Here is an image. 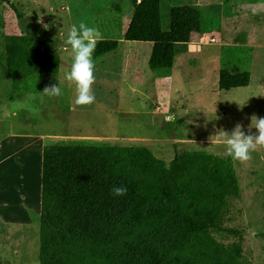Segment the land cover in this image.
Masks as SVG:
<instances>
[{
  "label": "rangeland",
  "instance_id": "1",
  "mask_svg": "<svg viewBox=\"0 0 264 264\" xmlns=\"http://www.w3.org/2000/svg\"><path fill=\"white\" fill-rule=\"evenodd\" d=\"M195 3L203 9L206 33L177 46L172 70L163 75L148 69L150 44L123 40L131 0H0V50L6 35L30 34L55 40L60 58L56 77L0 83V159L17 152L0 164V201L9 204L4 215L14 222H1V239L12 238L0 241V264H38L41 145L83 139L138 145L165 163L175 150L225 157L224 145L209 140L215 130L231 133L241 123L247 133L253 114L264 118V0H163L162 31H169L172 6ZM80 21L119 46L93 59L96 102L76 107L75 87L64 79L73 56L63 42ZM220 69L249 72L248 86L219 90ZM51 85L63 94L43 95ZM18 132H25L34 147L22 164ZM232 162L238 196L229 200L226 225L242 231L244 258L264 264V149L253 152L246 164ZM18 188L25 195L19 196ZM7 247L13 248L10 257Z\"/></svg>",
  "mask_w": 264,
  "mask_h": 264
},
{
  "label": "trees",
  "instance_id": "2",
  "mask_svg": "<svg viewBox=\"0 0 264 264\" xmlns=\"http://www.w3.org/2000/svg\"><path fill=\"white\" fill-rule=\"evenodd\" d=\"M162 1L131 0L123 40L150 44L148 69L169 75L177 46L206 31L198 5L172 6L169 31H162ZM55 42L6 35L7 78L56 77ZM118 46L102 40L93 59ZM249 81L247 71L218 73L222 91ZM41 168L38 264H251L242 231L226 225L229 200L238 196L228 156L175 150L165 163L144 146L67 140L43 146ZM114 185L126 186L127 194L114 197Z\"/></svg>",
  "mask_w": 264,
  "mask_h": 264
},
{
  "label": "clouds",
  "instance_id": "3",
  "mask_svg": "<svg viewBox=\"0 0 264 264\" xmlns=\"http://www.w3.org/2000/svg\"><path fill=\"white\" fill-rule=\"evenodd\" d=\"M102 40L103 36L97 28L80 21L78 24L71 25L67 38L63 42L70 46L73 56L70 70L65 72L64 79L75 87L74 105L76 107L91 106L96 102L92 90L96 82L93 54ZM42 94L52 98L59 97L63 93L59 86L51 85L46 86ZM250 121L247 133L243 130L244 126L237 123L231 133L223 128L216 129L209 140L212 144L224 145L226 155L234 162L246 164L252 159L253 152L264 149V118L253 114ZM252 129L256 130L255 134L252 133ZM111 194L114 197H123L127 194V187L114 185L111 188Z\"/></svg>",
  "mask_w": 264,
  "mask_h": 264
},
{
  "label": "crops",
  "instance_id": "4",
  "mask_svg": "<svg viewBox=\"0 0 264 264\" xmlns=\"http://www.w3.org/2000/svg\"><path fill=\"white\" fill-rule=\"evenodd\" d=\"M195 4L197 5L198 3H195ZM5 81H7V75H6V66H5V53H4V46H3L2 49L0 50V83L5 82ZM18 133L20 135L19 136V139L21 140V143H22V144H20V147L17 149V151H18V162H20V164H22V163H24L25 160L27 162L28 159L26 158V154L29 153V156H30V153H32L33 150H34V147L32 145L33 141L31 143L30 137H27V134L25 132H18ZM32 139L35 140L34 138H32ZM36 142L39 144V141L38 140ZM42 148H43L42 145L40 147H38L40 154H42ZM15 151L12 152V154H9L6 157L0 159V164L7 162L11 157H15V155L17 153ZM1 189L2 188H0V191H2ZM18 195L19 196L20 195H22V196L25 195L24 194V191H21L18 188ZM8 208H10V206H9V204L7 202H5V201L4 202H1L0 201V226H1V222H4V221H7V222L10 221L11 224L14 223L12 221V219H10L11 217H9L7 219V216L4 215L5 214V211L8 210ZM17 208H18V206L15 207V209H17ZM25 225H27V224H25ZM7 236L8 235L3 236L2 239L0 237V241L10 242V238H12V237L11 236H8L7 237ZM11 248L10 247H7L8 257H10V250L11 251L13 250V248L12 249Z\"/></svg>",
  "mask_w": 264,
  "mask_h": 264
},
{
  "label": "bare ground",
  "instance_id": "5",
  "mask_svg": "<svg viewBox=\"0 0 264 264\" xmlns=\"http://www.w3.org/2000/svg\"><path fill=\"white\" fill-rule=\"evenodd\" d=\"M28 156V155H27ZM33 202V201H32Z\"/></svg>",
  "mask_w": 264,
  "mask_h": 264
}]
</instances>
